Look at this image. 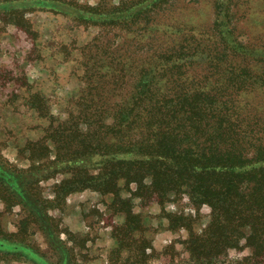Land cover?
<instances>
[{
    "label": "rangeland",
    "instance_id": "374dc122",
    "mask_svg": "<svg viewBox=\"0 0 264 264\" xmlns=\"http://www.w3.org/2000/svg\"><path fill=\"white\" fill-rule=\"evenodd\" d=\"M242 64L264 75V0H0V264H264L249 230L210 233V208L176 190L163 203L123 181L67 193L101 158L77 173L51 136L113 123L139 72L212 96Z\"/></svg>",
    "mask_w": 264,
    "mask_h": 264
},
{
    "label": "trees",
    "instance_id": "16d2710c",
    "mask_svg": "<svg viewBox=\"0 0 264 264\" xmlns=\"http://www.w3.org/2000/svg\"><path fill=\"white\" fill-rule=\"evenodd\" d=\"M233 49L242 55L238 44ZM147 74L139 72L128 103L119 106L113 123L105 118L100 129L87 133H65L63 123L52 127L55 148L64 158L59 163L74 166L86 157L101 158V173L79 178L77 184L66 180L67 193L94 183L106 193L123 181L136 184L143 199L163 203L176 190L197 212L205 205L210 208V233L247 229L248 243L264 251V104L248 97L264 95V75H253L251 67L242 64L232 71L226 90L211 96L192 83L188 89L163 91L157 75ZM180 75L174 78L179 85L188 79ZM81 166L85 162L74 166L77 173L88 174ZM49 237L55 244L54 234ZM57 244L67 251L61 240ZM191 247L194 257L199 249Z\"/></svg>",
    "mask_w": 264,
    "mask_h": 264
}]
</instances>
